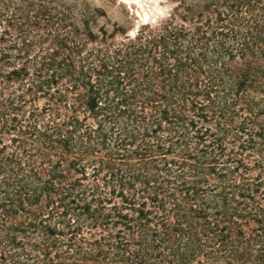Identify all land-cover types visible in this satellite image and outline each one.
<instances>
[{"label": "trees", "instance_id": "16d2710c", "mask_svg": "<svg viewBox=\"0 0 264 264\" xmlns=\"http://www.w3.org/2000/svg\"><path fill=\"white\" fill-rule=\"evenodd\" d=\"M109 25L0 0V264H264V0Z\"/></svg>", "mask_w": 264, "mask_h": 264}, {"label": "rangeland", "instance_id": "374dc122", "mask_svg": "<svg viewBox=\"0 0 264 264\" xmlns=\"http://www.w3.org/2000/svg\"><path fill=\"white\" fill-rule=\"evenodd\" d=\"M92 6L106 11L112 26L119 23L134 33L142 24L161 20L169 15L176 0H137L130 4L119 0H89ZM129 11V14H127Z\"/></svg>", "mask_w": 264, "mask_h": 264}, {"label": "water", "instance_id": "95a60500", "mask_svg": "<svg viewBox=\"0 0 264 264\" xmlns=\"http://www.w3.org/2000/svg\"><path fill=\"white\" fill-rule=\"evenodd\" d=\"M121 1L125 2L126 4H130L133 2V0H121Z\"/></svg>", "mask_w": 264, "mask_h": 264}, {"label": "bare ground", "instance_id": "6f19581e", "mask_svg": "<svg viewBox=\"0 0 264 264\" xmlns=\"http://www.w3.org/2000/svg\"><path fill=\"white\" fill-rule=\"evenodd\" d=\"M119 1H121V0H119ZM121 2H123V1H121ZM133 2H137V0H133ZM123 3H125V2H123Z\"/></svg>", "mask_w": 264, "mask_h": 264}]
</instances>
